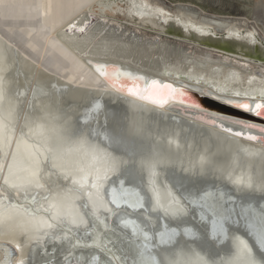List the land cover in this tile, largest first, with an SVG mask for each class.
Masks as SVG:
<instances>
[{
    "label": "bare ground",
    "instance_id": "6f19581e",
    "mask_svg": "<svg viewBox=\"0 0 264 264\" xmlns=\"http://www.w3.org/2000/svg\"><path fill=\"white\" fill-rule=\"evenodd\" d=\"M96 1L0 0V161L4 164L0 169V187H3L2 181L8 175V165L16 168L21 177L38 166L40 181L45 187L37 198L43 207L48 206V201L43 199L48 196L52 203H61L64 212L76 213L80 211L81 200L88 198L89 192L111 207L104 194L99 197L103 182L94 189L90 181L86 188H81L74 180L86 173L90 174V178L100 175L106 162L109 166L104 168V175L111 176L117 172L119 165L128 164L129 159L118 160L112 151L98 142L90 148L85 134L77 139V145L67 146V143L72 145L69 142L73 119L64 122L56 111L53 114L49 110L53 100L62 102L59 106L68 99L76 100L70 107L72 109L77 104L87 102L92 93L98 97L97 101L103 97L110 98L112 102L125 104L129 108L127 134L151 146V155L147 159L138 158L137 166L142 171L144 168L152 171L153 180H148L151 184L156 181L157 188L154 190L151 184L148 187L150 190L152 187L155 202L159 200L162 209L165 205L159 197L161 186L157 179L162 177L165 180V171L174 166L178 170L184 169L185 173H198L205 177L210 171L219 182L226 180L238 192L264 194V139H260L264 137L261 131L264 126L198 111L197 107L189 104L191 101L179 97L189 98L187 91L192 90L233 109L252 113V116H260L256 115L255 104L264 102L222 97L207 88L167 76L185 75L193 79L212 80L221 86L241 88L245 78L256 74L254 68L225 61L196 46L192 48L187 42L175 41L160 34L150 35L139 29L122 26L105 16H97L90 8ZM139 1L161 11L168 7L174 8V13L185 21L210 27L216 32L255 31L264 41L263 1L256 3L254 18L248 26V19L214 15L188 3L174 5L168 4L166 0ZM208 1L215 5L217 0ZM167 11L170 12V9ZM7 49L11 52H7ZM189 50H194L193 54L188 53ZM99 68H107L109 76H101ZM117 73L120 75L117 76ZM260 78L264 79V75H260ZM134 81L141 88L138 96L129 95L126 91ZM153 82L159 87L144 93L143 89ZM38 84H43L41 88L44 85L53 87V97H41L42 93L36 91ZM166 85L169 87L166 88ZM249 86L245 87V91L249 90ZM60 88H63L61 92L58 91ZM64 93L67 97L62 98L61 94ZM169 97L182 101L173 102ZM27 98L29 101L24 116L25 106L21 110L18 106L26 102ZM244 103L251 106L250 110L238 107ZM30 107L36 110L35 119L28 117ZM102 110L101 104L94 103L82 120L84 125L97 116L104 123L105 117L99 115ZM79 111L83 113L84 109ZM37 117L39 120H36ZM40 117L47 118L42 120ZM250 136L257 139H249ZM98 147L112 155V163L106 160L105 154L98 155L95 150ZM134 193L131 192L125 201L127 206L136 203L138 194ZM203 193L204 202L225 200L222 191L214 194L206 190ZM176 198L181 200L179 196ZM30 201L31 196L26 200L23 195L17 198L10 194V199L0 202V264H9L11 255L6 246L8 243L18 250L11 264H19L21 260L27 264L29 254L45 242L46 237L41 238L39 230L34 229L33 225L47 220L48 215L43 207L37 208ZM25 208L35 212V216L25 215ZM90 216L98 225L101 224L102 221ZM84 219L88 223L87 218ZM101 227L102 232H98L97 228L92 231L88 249H101L114 258L110 253L114 252L111 247L102 243L104 233L109 230L104 225ZM131 230L134 232V227ZM65 236L70 237L69 234ZM94 239L96 244H93ZM55 242L61 244V240ZM233 245L234 254L222 260L221 264H249L252 251L247 243L237 240ZM260 248L263 250L262 245ZM116 255L120 264H124L120 256ZM56 257L54 254L49 258ZM180 263L209 264L201 258L185 261L180 256L172 264ZM251 264L257 263L253 261Z\"/></svg>",
    "mask_w": 264,
    "mask_h": 264
},
{
    "label": "water",
    "instance_id": "95a60500",
    "mask_svg": "<svg viewBox=\"0 0 264 264\" xmlns=\"http://www.w3.org/2000/svg\"><path fill=\"white\" fill-rule=\"evenodd\" d=\"M90 8L97 16L113 19L115 22L130 29H139L150 35L160 34L175 41L187 42L225 61L237 63L244 67H253L256 74L245 78L241 88L238 86L234 88L225 85L221 86L212 80L206 81L197 77L193 79L185 75L167 74V76L207 88L222 97L264 102V99H262L264 97V79L260 78V75H264V41L257 32L247 30L237 33L228 31L223 33L216 32L210 27L192 21H185L181 16L174 13V8L168 7L167 10L170 9V12L166 9L161 11L153 6L149 7L139 0H98ZM160 13L163 14L161 15ZM7 52L11 51L8 50ZM16 57L18 58L17 54ZM42 85L38 84L36 88V91L38 90L42 93H40L41 97L47 98L50 95L53 97L55 94V91H52L53 87L44 85L41 88L40 86ZM248 86L249 90L245 91V87L247 88ZM67 89L69 90V87ZM61 90L63 88L58 91L61 92ZM59 92L57 93L59 94ZM180 92H183V90ZM187 92L194 98L183 96L179 97V99H188L192 103L186 101L185 103L197 107L198 111L214 113L246 121L248 124H261L264 126L263 116H252L231 107L229 108L238 113L207 107L202 105L199 100H212L225 107L228 106L192 90ZM61 95L62 98L67 97L65 93ZM96 97L91 93L87 102L77 104L72 109L70 107L76 100L68 99L63 102L64 105L60 106L59 104L62 102L58 103L53 100L49 110L53 114L56 111L64 122L72 121L73 119V130L71 132V141L69 142L72 145L67 143V146L77 145V139L85 134L88 138L87 145L90 148L98 142L101 146L112 151L118 160L129 159L128 164L119 165L117 172H114L111 176H108V174L104 175V168L108 167L109 164L107 162L105 164L102 163L103 168L100 173L103 185H100L99 197L104 194L106 202L111 208L115 209L116 206L110 203L112 199L111 189L115 188L120 200V209L115 215L101 210L98 213L99 218L95 217L96 221H102L100 225L94 222L90 215H85L88 220L87 225L81 226V230L75 233V236L82 238L80 240L81 246L74 247V245H77V240L73 238L72 233L67 232V229L61 231L59 235L65 237L66 234H69L70 237L61 241L60 245L55 240L46 237L44 244L38 245L36 250L29 254L27 264H76L85 255L88 256L89 264H93V257L96 258L97 264L100 260H110L109 264H120L116 254L120 256L124 264H133V260L137 264H172L177 262L179 256L185 261L192 260V258H201L209 264H221L222 260L232 257L235 252L233 243L237 240L245 241L250 247L252 258L249 264L253 261L257 264H264V194L238 192L226 180L219 182L217 176L210 171L207 172L205 177L198 173H185L184 169L178 170L174 166L165 171V175H163L165 180L162 177L157 179V183L161 186L160 190H157L160 191L159 197L165 207L173 205L180 211L176 215H172L165 214L162 208L153 210L156 205V198L153 195V189L156 190L157 188L156 181L151 184L148 180H153L151 170L144 168L142 171L137 166L138 158L147 159L151 155V146L127 134V118L130 111L125 104H116L110 98L104 97L99 99L100 102L97 101L98 97ZM182 100L171 99L173 102ZM94 103H99L103 106V110L99 112V115L103 118L105 117L104 123L97 116L93 118L94 120L91 119L88 125H84L82 120ZM23 105L24 102L18 106L19 110L23 108ZM81 109H84L83 113L79 111ZM35 112L36 110L30 107V115L28 117L35 119ZM46 118L40 117L42 120ZM36 120H39L38 117ZM100 148L95 149L98 155L105 154L106 160L112 163V155ZM159 169L160 166H158ZM89 181L91 182V178ZM121 181H124L123 186L126 189V192L123 193L120 191ZM149 184L153 185V189L151 187L152 191L148 187ZM100 189L103 193H101ZM206 190H211L214 194L222 191L225 200L204 202L203 192ZM134 191L137 192L138 199L142 197L143 208L130 209L125 203L131 192L134 193ZM176 196H179L181 200H178ZM93 199L98 204L104 205L98 199V196L93 197ZM85 204H88L89 208L91 207L90 200L84 197L80 202L81 208L79 211L83 215ZM132 221L135 222V225L127 223ZM126 224H129L130 227ZM101 225H104L109 230L108 233H104L102 243L111 247L114 252L110 253H112L114 258L105 254L101 249H88L82 246L85 242L88 244L92 240V231L95 228L98 229V232H102ZM136 226L142 231H137L134 235L131 227L135 228ZM85 227L88 230L87 235H85L83 230ZM173 229L176 230V235L168 241L167 237H165L167 242L161 243L159 233L170 232ZM144 232L148 233L149 239L146 240L144 238ZM188 232H191L192 235H188ZM69 240H71V243L68 242ZM38 241H40V238ZM34 245L37 244L34 243ZM260 245H262L263 250ZM6 246L10 250L9 264H11L12 258L18 255V250L12 244L8 243ZM54 254L57 255L56 258H49Z\"/></svg>",
    "mask_w": 264,
    "mask_h": 264
},
{
    "label": "snow or ice",
    "instance_id": "6c2138e0",
    "mask_svg": "<svg viewBox=\"0 0 264 264\" xmlns=\"http://www.w3.org/2000/svg\"><path fill=\"white\" fill-rule=\"evenodd\" d=\"M160 14L162 15L163 13H160ZM98 72L100 73L101 76H104L105 78H107L109 76L110 71L107 68H99ZM116 75L118 76L120 75V73H117ZM124 75L128 76L130 79H133V77H131L127 73H124ZM158 87H159L158 84L156 82H153L152 84L148 85L147 88L143 89V92L148 93ZM165 87L168 88L169 86L166 85ZM126 91L128 92L129 95L138 96L141 93V88H140V85L138 83H135L134 81L132 86L130 88H127ZM262 99H264V97H262ZM238 107L244 110H250L251 108V106L248 103L238 105ZM255 109L257 110L256 115H261L262 113H264V103H256ZM244 126L252 127L250 125H244ZM261 131L264 132V129H261ZM249 139H257V137L250 136ZM260 139H264V137H260ZM3 166H4L3 162L0 161V169H2ZM89 180H90V174L86 173L82 175L81 177L76 178L74 180V183L78 184L81 188H86L89 185ZM101 180H102V177L100 175L91 177V187L94 189L98 188ZM237 182L239 183V180ZM2 184H3V187H0V202L10 199V194L15 195L17 198L23 195V197L26 200L28 199L29 196H31L30 202L32 205H36L37 208L43 207V205H41L40 203V200L37 199V197L42 194V190L45 187L44 184H42L40 181L38 166L28 170V174L24 177H21L16 168H14L12 165H8V175L4 177ZM123 185H124V181H121L120 191L122 193L126 192V189H124ZM111 195H112V199L110 203L116 206L115 209L108 207L106 205L98 204L96 200L93 199L92 193L89 192L88 198L91 201V207L89 208L88 204L84 205V215H81L79 212L66 213L63 211V205L61 203L59 202L52 203L49 200L48 196H44L43 199L45 201H48V206L43 207V210L48 215V219L39 221L38 223L33 225V228L36 230H39V236L41 237H49L50 239H53V240L58 239L61 241L66 239V236L62 237L59 235V233L67 229V232L72 233L73 238L77 240V245H74V247L80 246V240L82 238L75 236V233L79 232L81 230V226L87 223V221L84 219L85 215L87 216L92 215V216L97 217L98 219L99 218L98 213L101 210L109 214L115 215L116 212L120 209V206H121L120 200L117 196V190L115 188L111 189ZM128 207L143 208L144 204H143L142 197L137 199L135 204H129ZM155 207L156 208L162 207L160 205L159 200H157ZM163 211L165 212V214L176 215L177 212L180 211V209H178L177 207L173 205H169L167 207H163ZM24 214L28 216H35L36 213L29 212L28 209L25 208ZM127 223H132L135 225L134 221L127 222ZM83 230L85 232V235H87V232H88L87 228L85 227ZM137 231H142V230H140L139 227L136 226L134 228L133 234L135 235ZM187 234L192 235L191 232H188ZM143 235L146 240L149 239L147 232H144ZM175 235H176L175 229L171 230L170 232L166 231V232L159 233L160 242L165 243L168 240H171L172 237H174ZM165 237H167V241H165ZM68 242L71 243V240H69ZM93 244H96L95 239L93 240ZM83 247L88 248L90 246L85 242L83 244ZM109 262L110 260H100L98 264H109ZM19 264H24L23 260H21ZM77 264H89L88 256L85 255L81 257V259L77 261ZM93 264H97L95 257H93ZM133 264H137V262L133 260Z\"/></svg>",
    "mask_w": 264,
    "mask_h": 264
},
{
    "label": "rangeland",
    "instance_id": "374dc122",
    "mask_svg": "<svg viewBox=\"0 0 264 264\" xmlns=\"http://www.w3.org/2000/svg\"><path fill=\"white\" fill-rule=\"evenodd\" d=\"M170 4H180V3H188L195 5L197 7L202 8L205 12L207 13H212L214 15H219V16H228V17H242L245 20L248 19V22L246 21V25H251L249 24V21H252L254 16L253 9L256 6L257 2H264V0H217L215 5H212L209 3L208 0H166ZM195 45L192 46L194 48ZM197 47V46H196ZM196 49V48H195ZM194 50H189L188 53L193 54ZM28 84V82L26 81ZM161 86V85H160ZM23 90V86H22ZM30 90H32L30 88ZM30 98V96L28 97ZM27 98L26 102L24 101V116L27 112V107H28V101L29 99ZM246 112V111H245ZM252 114V113H248ZM190 115V114H188ZM190 116H196V115H190Z\"/></svg>",
    "mask_w": 264,
    "mask_h": 264
},
{
    "label": "trees",
    "instance_id": "16d2710c",
    "mask_svg": "<svg viewBox=\"0 0 264 264\" xmlns=\"http://www.w3.org/2000/svg\"><path fill=\"white\" fill-rule=\"evenodd\" d=\"M191 96V95H190ZM191 98H194V96H191ZM195 99L197 100V98L195 97ZM199 102L202 104V105H205L207 107H211V108H214V109H219V110H223V111H226V112H230V113H238L237 111H234L233 109L229 108V107H225L221 104H218L217 102H214L212 100H202L200 99ZM263 116H264V113H262ZM261 116V115H260Z\"/></svg>",
    "mask_w": 264,
    "mask_h": 264
}]
</instances>
